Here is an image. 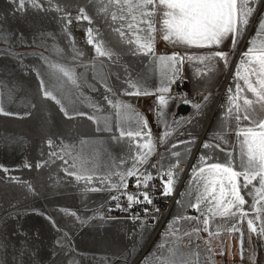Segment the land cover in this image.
<instances>
[{"label":"snow or ice","instance_id":"obj_1","mask_svg":"<svg viewBox=\"0 0 264 264\" xmlns=\"http://www.w3.org/2000/svg\"><path fill=\"white\" fill-rule=\"evenodd\" d=\"M15 2L18 11H23L26 5L44 10L41 0H15ZM254 2L255 0H98L97 11L103 15L106 22L110 21V30L118 35L121 43L129 46L132 55L149 57V64L145 73L138 74L133 78L128 66L121 64L120 54L109 46L98 29L89 27L86 30V42L93 47L96 54L91 63L93 78L103 85L106 92L112 93V88L107 82L109 73L105 71L106 66L102 59L106 58L112 66L122 67L125 72L124 83L128 87L123 90V94L130 96L155 95L161 109L160 115L163 116L162 110L175 98L170 95L171 86L180 78L182 66L186 61H198L204 67H198L197 74L206 75L215 67L217 58L227 65L229 53L217 50L208 55L182 54L179 51L171 54H157L155 51L157 33L165 42H170L174 46H182L185 49L220 46L229 37L232 39L234 48L239 36L250 23L254 12L250 4ZM48 4L49 10L63 12V9L58 5L53 6V0H48ZM61 19L67 21L64 31L68 32V25L72 23L70 14L62 16ZM75 20L92 23V18L84 8L79 9ZM68 34L70 35V33ZM61 52L62 50L57 49L58 54ZM73 52L72 59L74 61L83 56V52L75 48H73ZM48 64L50 69L48 79L40 80V90L44 98L51 99L58 104L60 111L69 119L86 116L97 125L98 131L113 132L114 115L115 128L119 136L113 135L112 139L127 137L135 143V154L130 157L133 164L127 169L120 168L126 163L123 159L119 161V164L115 161L103 164L100 148L93 149L90 154L85 153L84 146L88 144L86 140L80 141V151H76V145L62 144L61 152L63 154L53 151L49 153L50 158L56 157L63 161L64 165H68L64 171L67 175L74 176L78 182L85 183L83 189L85 193L117 192V195H112L110 198L117 201L116 207L121 210H127L118 202L122 196L126 198L128 208L142 202L152 204L149 191L133 193L127 191L129 178H135L133 187L138 190L141 187L150 189L149 182L157 178L147 170L141 171V168L156 154V142L146 118L132 105L120 99L114 101L108 95H105L104 99L113 109V113L102 114L103 109L98 104L92 103L89 97H84L80 91L84 74L78 75L74 66L70 67L59 62H48ZM149 73L159 74V86L154 91H149L147 87ZM111 74L116 75L118 80L120 79L119 74ZM234 81L235 88L228 89V107L224 117V127L227 131L234 132L236 144L232 148H224L221 147V144L212 142L221 141L225 145L228 144L229 141L225 139L227 132H217L209 141L202 144L204 149H219L224 152L226 160L219 162L214 160L211 152L201 153L199 163L191 169L190 177V185L194 187L189 195L195 192V202L188 205L199 214L177 216L170 221L169 229L164 235L165 241L171 238L174 246L167 249V255L156 256L154 264H201L197 251L184 252L182 250V245L188 247L192 242L189 239L187 244H183L184 237L191 238L193 235L198 240L203 239L207 245L210 255L206 258L205 264H214L212 240H219L222 232H227L230 235L232 233L240 234L239 243L243 259L244 232L241 226L245 222L249 244H251L253 234L258 238H264V20L259 22L256 38L249 41V47L242 53L235 69ZM93 91H95L94 87ZM204 99L207 100V97L205 96ZM84 102H87L88 106L93 109L92 115L77 109V103ZM183 102L189 103L187 99H184ZM193 106L197 110L202 107L199 103ZM0 114L8 116L13 113L5 111L4 107L0 105ZM233 122L235 123L234 129L232 128ZM164 127L165 131L159 141L161 145L167 143L173 132L178 130L180 122L177 121L176 127L173 128L165 121ZM194 142L195 138L188 141L178 140L171 145L168 151L176 159L166 171H161L162 164L159 167L157 164L152 165L157 169L158 176L162 181L164 195L173 194L177 179L175 169L179 168L182 163V155L187 156L191 151L190 147L185 148L183 153L172 151V149ZM47 143L51 148L53 141L49 139ZM65 157L71 158L72 163L69 164V159ZM25 166L31 167L27 164ZM41 166L39 163L36 165L38 168ZM165 176L166 179H164ZM113 177L117 179L114 180ZM94 180L100 185L99 187L89 186L93 184ZM253 181H257L258 186L253 184ZM250 186L251 190L248 191ZM242 189L252 197V203L248 209H245L248 202L245 195L242 194ZM145 211L147 212V209ZM70 214L76 216L75 212ZM131 218L139 219L136 216ZM217 218L223 223L216 224L215 231H211L210 228ZM185 219L195 221L198 226L181 235L176 224ZM229 223L230 226H228ZM201 232L207 233V238L201 237ZM164 246V244L160 245L161 248ZM220 248V255H224L223 241L220 242ZM249 258L255 264L254 249Z\"/></svg>","mask_w":264,"mask_h":264},{"label":"rangeland","instance_id":"obj_2","mask_svg":"<svg viewBox=\"0 0 264 264\" xmlns=\"http://www.w3.org/2000/svg\"><path fill=\"white\" fill-rule=\"evenodd\" d=\"M41 3L44 10L26 5L18 11L15 0H0V105L13 113L0 114V264H154L156 256L167 255V249L174 246L171 238L165 241L164 235L170 221L193 215L188 210L175 211L179 191L156 239L144 250L156 226L141 217H104L101 208L107 193H85V183L64 171L68 165L50 158L53 151L63 154L62 144L76 145V151H80L81 140L88 141L84 146L87 154L103 148L97 146L93 121L86 116L63 117L60 106L44 98L40 90V80L48 79V62L74 66L78 75L91 73L86 30L94 26L75 17L80 8L92 19L99 13L98 0H53V6L58 5L63 12L49 10L48 0ZM250 6L254 12L240 35L243 51L256 38L259 22L264 20V0H255ZM66 14L72 19L68 32L64 31L67 21L61 19ZM73 48L83 52L75 61ZM57 49L62 52L58 54ZM49 139L53 141L51 148ZM157 148L160 150L159 143ZM65 158L72 163L71 158ZM101 162L106 164L102 154ZM38 163L42 165L39 168ZM176 175L179 180L182 171L177 170ZM253 184L258 186L257 181ZM89 186L100 185L94 180ZM242 194L248 209L252 197L243 189ZM197 226L186 219L176 224L181 235ZM241 227L243 259L240 234L222 232L219 240H212L214 264H253L249 258L253 249L255 264H264V238L253 234L249 244L246 222ZM200 236L207 238L208 234L201 232ZM189 239L191 244L182 245V250L197 251L201 264H205L210 255L207 245L195 235L184 237L183 244ZM221 241L224 255H220Z\"/></svg>","mask_w":264,"mask_h":264},{"label":"crops","instance_id":"obj_3","mask_svg":"<svg viewBox=\"0 0 264 264\" xmlns=\"http://www.w3.org/2000/svg\"><path fill=\"white\" fill-rule=\"evenodd\" d=\"M110 21L106 22L102 14H98L92 19L93 28L98 29L103 35L104 40L111 46L117 53L121 56V64L127 65L128 69L131 71V75L135 78L138 74L145 73L147 71V66L149 64V57L143 55H132L129 46L120 42V38L117 34L112 32L109 28ZM244 45V40L242 36H239L235 47L233 48L232 39L229 37L226 39L222 45L213 46L212 48H202V49H185L182 46H174L170 42H165L159 33L156 35L155 51L157 54H171L175 51H179L182 54L191 53L194 55H208L213 51L222 50L229 53L228 63L224 64L218 58L215 62V67L212 71L208 72L206 75H198L197 68H203L198 61L185 62L182 66L180 73V79L184 81V89L191 98L188 100L191 103V112L181 116L177 114V106L180 104L175 99H172L169 105L164 108L163 116L160 115L161 109L159 108L158 101L155 95L147 96H130L124 95L123 90L128 87L125 80V72L122 67L112 66L111 62L106 58L104 59L105 71L109 73L108 84L112 88V93L106 92L103 85L94 79V73L91 68V63L94 60L96 54L91 45H88L89 49V63H90V74H84L81 81L80 91L83 93L84 97H89L92 103L98 104L102 109V114L113 113V109L109 107L107 101L104 99L105 95H108L114 101L120 99L130 105L140 112L147 120L151 132L155 131L157 134L156 144L159 143V155H153L147 164H145L141 171L147 170L153 175L157 174V169L153 168V164H157L159 167L161 164L163 168L161 170H167L171 163L175 162V157L170 155L168 149L171 148L172 144H175L178 140L188 141L195 138V142L190 145H180L172 151L184 152L185 148L190 147L191 151L187 156L181 157L182 163L179 168L175 169V172L187 169V173L181 187V196L177 199L174 209L179 212L190 211L192 215H198L199 213L188 207L189 203H194L195 192L189 195V192L194 187L190 185L191 169L194 165L199 163V156L201 153L211 152L214 156V160L219 162H224L226 160V155L219 149H204L202 144L205 141H209L212 136L217 132H227L225 139L229 141L228 144H223L221 141H212L213 143L221 144V147L232 148L236 144V137L234 132L227 131L224 127V117L226 114V109L228 107L227 97L229 95L228 89L235 88L234 73L236 66L238 65ZM99 63V61H97ZM111 73H117L120 76L118 80L116 75ZM159 74L149 73V78L147 79V87L149 91H154L156 87L159 86ZM93 87L95 91H93ZM114 93V94H113ZM207 97V100L204 97ZM199 103L202 107L197 110L193 105ZM77 109L80 112L87 113L89 115L93 114V109L90 108L87 102L77 103ZM62 116L65 115L62 113ZM67 118V117H65ZM69 119V118H68ZM115 117L113 115V132L98 131L97 133V146H102L101 154L103 162L109 164L115 161L119 164L121 159L125 160L126 163L121 165V169L130 168L133 164V160L130 158L134 153L135 143L129 138L125 137L123 139H112L113 135L119 136L118 131L115 128ZM167 121L173 128L176 127V122H180V127L177 131L173 132L172 136L168 138L167 143L161 145L160 137L165 131L164 122ZM190 121V122H187ZM247 123V122H245ZM95 126H97L95 124ZM102 127V125H101ZM232 128H235V123H232ZM154 137V136H153ZM155 139V138H154ZM141 143L143 141H140ZM236 156V153H234ZM163 157V159H161ZM159 162V163H158ZM116 180V177H113ZM179 180H176V182ZM179 192V193H180ZM96 193H107L112 194L115 191H97ZM180 201L181 203H177ZM223 223L219 218H217L210 230L215 231V225ZM230 226V223L229 225ZM160 229H155L153 234L150 236V240L146 243L144 250L151 245V243L156 239L157 233Z\"/></svg>","mask_w":264,"mask_h":264},{"label":"built area","instance_id":"obj_4","mask_svg":"<svg viewBox=\"0 0 264 264\" xmlns=\"http://www.w3.org/2000/svg\"><path fill=\"white\" fill-rule=\"evenodd\" d=\"M171 96L175 97L174 99L181 103L184 99L189 100L191 96L189 93H187L184 89V81H182L180 78L177 79V82L171 86ZM152 135L154 136L155 140H157V134H155V131H153ZM159 149H156V155H159ZM166 171V170H161ZM182 176L179 179V181L175 182L174 185V192L171 195H164L163 194V188H162V181L158 176V173L154 176L157 177L153 181H150V189H144L141 187L139 190L134 188L133 185L135 184V178H130L128 183L129 187L127 191L129 193L138 192V191H149L150 198L152 199V204H146V203H139L135 204L132 208H128V202L125 197H121V199L118 201L125 209L126 211L121 210L120 208L116 207L117 201H113L110 197L112 195H117L118 193H112L108 194L107 198L102 204V214L104 217H114L115 215H119L124 218H130V217H141L142 219H145L149 224H152L153 226H158L161 224L163 225V222L167 217L170 215L172 211L173 204L175 200L177 199V196L179 195V191L183 185L187 169H183ZM167 177L165 176L164 179ZM142 199V197H141ZM147 209V212L145 211ZM156 209H159V211H156ZM161 225V227H162ZM155 228V229H156Z\"/></svg>","mask_w":264,"mask_h":264},{"label":"water","instance_id":"obj_5","mask_svg":"<svg viewBox=\"0 0 264 264\" xmlns=\"http://www.w3.org/2000/svg\"><path fill=\"white\" fill-rule=\"evenodd\" d=\"M177 114L178 115H181V116H184L188 113L191 112V103H184V102H181L178 106H177Z\"/></svg>","mask_w":264,"mask_h":264},{"label":"bare ground","instance_id":"obj_6","mask_svg":"<svg viewBox=\"0 0 264 264\" xmlns=\"http://www.w3.org/2000/svg\"><path fill=\"white\" fill-rule=\"evenodd\" d=\"M161 225H162V222H161V224L158 226V228H156V229H157V230L160 229V228H161Z\"/></svg>","mask_w":264,"mask_h":264}]
</instances>
